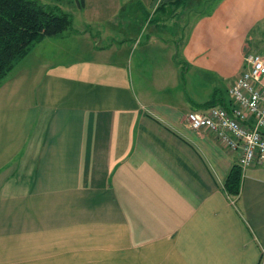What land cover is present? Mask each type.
<instances>
[{"label": "crops", "instance_id": "obj_1", "mask_svg": "<svg viewBox=\"0 0 264 264\" xmlns=\"http://www.w3.org/2000/svg\"><path fill=\"white\" fill-rule=\"evenodd\" d=\"M62 8L0 84V264H259L264 165L229 195L240 152L186 118L233 109L264 0Z\"/></svg>", "mask_w": 264, "mask_h": 264}, {"label": "built area", "instance_id": "obj_2", "mask_svg": "<svg viewBox=\"0 0 264 264\" xmlns=\"http://www.w3.org/2000/svg\"><path fill=\"white\" fill-rule=\"evenodd\" d=\"M233 109L210 106L188 113L190 128H207L233 151L240 152L242 170L264 165V53L248 52L245 68L230 87ZM259 264H264V249Z\"/></svg>", "mask_w": 264, "mask_h": 264}, {"label": "trees", "instance_id": "obj_3", "mask_svg": "<svg viewBox=\"0 0 264 264\" xmlns=\"http://www.w3.org/2000/svg\"><path fill=\"white\" fill-rule=\"evenodd\" d=\"M75 1L83 8L84 0ZM72 25L71 14L61 5L42 0H0V84L38 43L61 36ZM241 178L242 170L237 165L225 183L229 195L240 194Z\"/></svg>", "mask_w": 264, "mask_h": 264}, {"label": "rangeland", "instance_id": "obj_4", "mask_svg": "<svg viewBox=\"0 0 264 264\" xmlns=\"http://www.w3.org/2000/svg\"><path fill=\"white\" fill-rule=\"evenodd\" d=\"M43 3L45 4H57V5H61L63 6L66 10H72L74 9V7L76 8L77 7V1H73V2H70V0H42ZM72 7V8H71ZM74 12V11H72ZM81 13H75L73 15V18H74V25L75 26H79L80 24H82L81 22ZM264 43V42H263ZM263 43H260V45L256 48H254L255 51H259V52H264V44Z\"/></svg>", "mask_w": 264, "mask_h": 264}]
</instances>
